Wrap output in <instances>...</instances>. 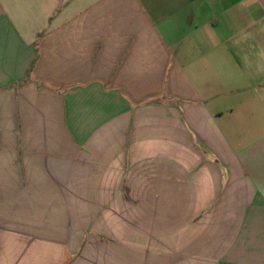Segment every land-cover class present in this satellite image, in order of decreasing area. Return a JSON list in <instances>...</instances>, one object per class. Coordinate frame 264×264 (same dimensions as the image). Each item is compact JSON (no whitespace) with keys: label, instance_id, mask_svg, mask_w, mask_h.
Here are the masks:
<instances>
[{"label":"crops","instance_id":"1","mask_svg":"<svg viewBox=\"0 0 264 264\" xmlns=\"http://www.w3.org/2000/svg\"><path fill=\"white\" fill-rule=\"evenodd\" d=\"M0 264H264V0H0Z\"/></svg>","mask_w":264,"mask_h":264}]
</instances>
